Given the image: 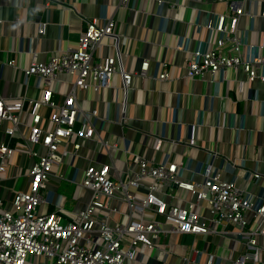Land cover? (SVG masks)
Returning <instances> with one entry per match:
<instances>
[{
  "label": "built area",
  "instance_id": "obj_1",
  "mask_svg": "<svg viewBox=\"0 0 264 264\" xmlns=\"http://www.w3.org/2000/svg\"><path fill=\"white\" fill-rule=\"evenodd\" d=\"M118 1L123 9L129 8L130 0ZM154 1L161 4V0ZM222 1L228 13L205 26L216 35L213 48L188 51L186 78L241 70L248 85L254 81L264 83V53L260 52L264 38L260 46L249 44L242 40L237 27L242 16H257L245 12L246 0ZM1 12L0 7V26L5 23ZM259 16L264 18V12ZM13 22L22 25L18 17ZM47 25L38 23L39 35L45 34ZM118 38L113 19L92 18L86 21L74 48L54 53L44 61L33 56L30 64L21 68L26 88L30 79L36 80L38 97L23 96L12 101L0 97V175L16 154L29 160L27 190L14 192L10 209L0 197V264H140L137 249L157 250V243L171 235L192 236L194 242L198 236L213 235L243 246L235 257L223 259L206 253L202 261L204 253L192 244L181 264H259V253L264 249L258 243L264 237V196H253L247 186L252 177L259 179L260 175L246 172L240 185L227 181L209 160L215 155L212 152H207L208 160L192 172L200 180L183 179L186 168L182 163L169 162L167 153L159 163L128 154L135 170H121L116 157L108 163L87 158L89 164L82 170L80 181L73 182L72 176L80 171V152L87 142L98 143L100 150L118 149L97 135L92 121L99 119V114L95 108L83 109L77 93L108 89L112 77L118 75L122 99L118 117L112 122L123 128L127 126V91L134 76L146 77L147 60L141 63L138 73L125 70ZM104 39L114 41L115 56L96 59L94 53ZM7 66L15 68V63L9 61ZM169 66L162 63L159 81H171ZM59 76L71 80H60ZM66 84L69 89L64 94ZM55 95H62L60 103L55 102ZM42 108L52 111L51 129L43 127L44 118L39 113ZM189 146L194 147L193 142ZM52 180L76 184L77 200L84 194V207L70 220L61 215V205L51 212H41ZM168 185L190 198L169 203L162 191ZM138 190L143 192L141 197L134 194ZM117 216L120 221L114 219Z\"/></svg>",
  "mask_w": 264,
  "mask_h": 264
},
{
  "label": "crops",
  "instance_id": "obj_2",
  "mask_svg": "<svg viewBox=\"0 0 264 264\" xmlns=\"http://www.w3.org/2000/svg\"><path fill=\"white\" fill-rule=\"evenodd\" d=\"M0 7L5 20L0 26V97L6 100L38 97L36 80L30 79L26 88L21 68H26L33 56L44 61L54 53L74 48L86 21L92 18L114 20L119 34L117 48L127 72L138 73L144 60L149 63L146 77L134 76L132 87L127 91V126L123 128L112 122L118 117L122 99L118 75L112 77L108 89L77 93L83 109L95 108L99 114V119L92 121L97 135L109 144H116L118 149L100 150L98 143L87 142L80 152V171L72 176L74 183L80 181L82 170L88 166L87 158L108 163L116 157L119 168L125 170L135 166L129 162L128 154H138L159 163L167 153L169 162L182 163L186 168L183 179L200 180L192 172L208 160L207 152H212L215 155L209 160L227 181L240 185L246 179V172L259 174V179L249 180L247 191L256 197L264 196V83L254 81L248 85L241 70H226L194 79L185 76L188 51L213 48L216 35L205 26L228 13L222 0H161L159 5L154 0H130L128 9L120 7L118 0H0ZM243 7L246 13L257 17L242 16L238 32L242 40L260 46L264 38V18L259 15L264 12V0H246ZM17 17L22 22L20 27L13 22ZM38 23L48 24L44 35L38 34ZM115 52L114 41L104 39L94 56L96 59L113 57ZM260 52L264 53V49ZM9 61L15 63V68L7 66ZM163 62L170 65L171 81L158 80ZM59 79L71 80L64 76ZM65 86L64 94L69 89L68 84ZM62 98V95L54 96L56 103ZM39 113L44 118L43 127L51 129L52 111L42 108ZM170 142L175 144L170 145ZM192 142L194 147L189 146ZM28 164V158L16 154L8 166L13 167L10 173L7 167L0 175L2 182L11 185H0V197L8 202V209L14 192L27 190L25 169ZM19 179L20 186L17 185ZM61 182H50V194L41 212H51L56 205H61V215L70 220L84 207V194L80 200L77 196L72 199L71 210L65 209L66 198L57 194ZM162 191L169 203L190 198L174 185L164 186ZM134 194L141 197L143 192L138 190ZM114 219L120 221L121 217ZM177 238L171 235L165 242H158L157 250L137 249L138 261L140 264H181V258L192 244L204 253L202 261L206 253L224 259L243 251L241 244L213 235L198 236L196 242L188 246L178 245ZM258 243L264 248V237L259 238ZM263 250L259 253V264H264Z\"/></svg>",
  "mask_w": 264,
  "mask_h": 264
},
{
  "label": "rangeland",
  "instance_id": "obj_3",
  "mask_svg": "<svg viewBox=\"0 0 264 264\" xmlns=\"http://www.w3.org/2000/svg\"><path fill=\"white\" fill-rule=\"evenodd\" d=\"M17 165H19V164L16 163V166ZM10 169L12 170L13 167L12 166L8 167V170H7L8 173H10V171H11ZM18 181H19V183L17 185L20 186L21 180L19 179ZM6 184H7V186H11L10 184L4 183V182H2L0 185L4 186ZM54 184L58 185L56 183H54ZM18 186H17V188H19ZM78 190H79V187H77L76 184H71V183H68V182H61V184L59 185L57 194L62 195V196H64L66 198L65 209H67V210H71L72 209V204H73L72 199L77 196ZM193 241H195V239L193 237H190V236H178V238L176 239V243L178 245H181V246H188ZM146 257L147 256L145 255V259L144 260H146Z\"/></svg>",
  "mask_w": 264,
  "mask_h": 264
}]
</instances>
